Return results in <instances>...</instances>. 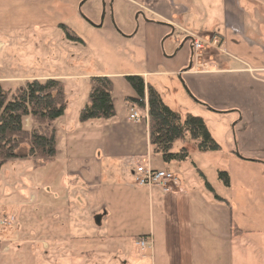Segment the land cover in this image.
<instances>
[{
  "label": "crops",
  "instance_id": "crops-1",
  "mask_svg": "<svg viewBox=\"0 0 264 264\" xmlns=\"http://www.w3.org/2000/svg\"><path fill=\"white\" fill-rule=\"evenodd\" d=\"M121 1L125 7L118 5L117 26L122 38L137 41L144 50L146 69L137 73L155 88L149 80L154 77L178 75L182 80V102L177 108L169 104L172 110L202 115L201 106L235 114L223 136L234 146L227 152L228 183L217 192L198 168L201 181L176 176L170 190L137 185L138 165L167 170L180 163L154 154L147 107L129 104L134 90L110 76L114 117L80 122L85 104L71 112L67 102L54 122L57 155L45 166L32 165L29 198L19 202L20 194L17 202L0 203L2 211L5 205L15 206L10 212L20 222L0 238L1 251L16 245L22 262L30 248L35 264H206L220 245L224 264H264V0ZM176 31L185 37L183 49L174 57L163 56L160 41ZM194 36H214L218 46L196 57ZM134 111L140 120L129 118ZM208 130L222 143L220 132ZM177 141L175 151L183 146ZM223 152L221 147L205 156ZM112 174L118 183L108 179ZM138 237H145L148 247L141 249Z\"/></svg>",
  "mask_w": 264,
  "mask_h": 264
},
{
  "label": "rangeland",
  "instance_id": "rangeland-1",
  "mask_svg": "<svg viewBox=\"0 0 264 264\" xmlns=\"http://www.w3.org/2000/svg\"><path fill=\"white\" fill-rule=\"evenodd\" d=\"M118 7L124 10L125 5L118 0L114 3L108 0H0V83L5 88L14 89L33 79H59L63 82L66 102L71 112L78 111L86 103L89 78L92 76H111L116 84L123 85V81L127 85L126 75H140L137 72L146 69L145 58L141 44L122 38L124 34L118 28ZM137 15L134 14V19ZM65 27L82 39V42L69 39ZM177 38H180L179 43L175 41ZM184 39L180 31L166 39L163 37L160 41L161 54L174 57L183 49L180 45ZM209 50L211 49H207V52ZM149 80L157 85L163 102L169 108H172L171 104L177 108V104L182 102L183 83L178 75ZM122 91L123 88L120 92ZM197 107H200L198 109L202 115H193L202 117L207 128L216 132L215 134L220 132L219 137L226 134V129L236 119L233 112H210L208 107ZM197 107L192 106L194 109ZM188 139L184 142L178 140L177 143H183L187 147L189 158L179 165H167V170L175 176L201 181L197 169L202 168L208 182L216 187L217 192H223L224 184L218 179V171L229 173L231 165L227 152L231 145L234 147L233 144L223 137L222 143H218L224 152L211 159L205 156L207 152H199L193 141ZM177 145L174 144V151ZM32 165L34 166L30 158L9 160L0 165V203L9 204L20 194L22 196L19 197V202L29 198L33 190ZM108 179L118 183L116 180L119 177L112 174ZM11 208L16 207L5 205V210H0V216L9 221V224L0 226V238L11 232L16 225L19 226L18 217L10 212ZM21 239L23 240L22 236ZM29 242L31 241H25L24 246L29 247ZM249 242L253 244V239L250 238ZM252 244H248L247 248L252 249ZM0 246V264H35L29 253L30 248L25 250L21 262L17 260L13 250L16 245H10V252L1 251L4 247L1 242ZM219 246L212 250V254L215 251L214 256H207L206 253V258L210 256L206 264H224V259L217 250Z\"/></svg>",
  "mask_w": 264,
  "mask_h": 264
},
{
  "label": "trees",
  "instance_id": "trees-1",
  "mask_svg": "<svg viewBox=\"0 0 264 264\" xmlns=\"http://www.w3.org/2000/svg\"><path fill=\"white\" fill-rule=\"evenodd\" d=\"M65 33L69 39L82 42L67 27ZM125 80L136 93V97L128 98L127 102L147 107L153 152L164 162L182 163L189 158L185 146L173 150L180 139L189 138L201 152L220 150L221 146L211 136L202 117L189 113L181 116L169 108L159 91L146 83L141 75H126ZM111 93L112 81L108 76L90 77L87 101L79 111L78 120L86 122L114 117ZM66 106L64 85L59 79H33L14 89L0 83V165L9 160L30 158L34 167H39L54 160L57 155L54 122L64 114ZM218 178L224 184L228 183L226 172L218 171ZM205 184L212 190L208 182Z\"/></svg>",
  "mask_w": 264,
  "mask_h": 264
},
{
  "label": "built area",
  "instance_id": "built-area-1",
  "mask_svg": "<svg viewBox=\"0 0 264 264\" xmlns=\"http://www.w3.org/2000/svg\"><path fill=\"white\" fill-rule=\"evenodd\" d=\"M218 43V38L214 36L203 40L198 36L192 38V48L196 57L201 56L207 49L216 48ZM129 118L140 120L141 117H138V114L134 111ZM135 183L139 186H161L164 190H170L172 185L177 183V178L168 170L155 169L149 165H138L136 167ZM5 224H9V221L0 216V226ZM137 242L141 249L148 247L145 237H138Z\"/></svg>",
  "mask_w": 264,
  "mask_h": 264
},
{
  "label": "flooded vegetation",
  "instance_id": "flooded-vegetation-1",
  "mask_svg": "<svg viewBox=\"0 0 264 264\" xmlns=\"http://www.w3.org/2000/svg\"><path fill=\"white\" fill-rule=\"evenodd\" d=\"M193 49V48H192Z\"/></svg>",
  "mask_w": 264,
  "mask_h": 264
}]
</instances>
